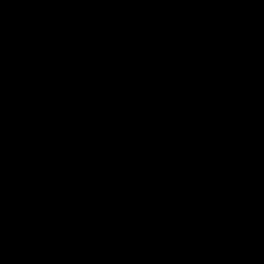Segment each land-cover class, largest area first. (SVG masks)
I'll list each match as a JSON object with an SVG mask.
<instances>
[{
    "label": "trees",
    "instance_id": "1",
    "mask_svg": "<svg viewBox=\"0 0 264 264\" xmlns=\"http://www.w3.org/2000/svg\"><path fill=\"white\" fill-rule=\"evenodd\" d=\"M0 264H264L244 0H0Z\"/></svg>",
    "mask_w": 264,
    "mask_h": 264
},
{
    "label": "rangeland",
    "instance_id": "2",
    "mask_svg": "<svg viewBox=\"0 0 264 264\" xmlns=\"http://www.w3.org/2000/svg\"><path fill=\"white\" fill-rule=\"evenodd\" d=\"M246 3V11H247V15L251 20H257L258 22L261 21L263 23L264 19V9L260 10V5H263L264 0H244ZM75 14H77L76 11H74ZM260 23V22H259ZM261 24V23H260ZM263 28V26H262ZM46 61L48 63V65L52 68L56 67V64L51 61L48 56L46 57Z\"/></svg>",
    "mask_w": 264,
    "mask_h": 264
},
{
    "label": "flooded vegetation",
    "instance_id": "3",
    "mask_svg": "<svg viewBox=\"0 0 264 264\" xmlns=\"http://www.w3.org/2000/svg\"><path fill=\"white\" fill-rule=\"evenodd\" d=\"M260 10H263L264 9V3H263V5H260ZM261 19H264V18H261ZM263 24H264V20H263ZM263 30H264V26H263V28H262Z\"/></svg>",
    "mask_w": 264,
    "mask_h": 264
},
{
    "label": "water",
    "instance_id": "4",
    "mask_svg": "<svg viewBox=\"0 0 264 264\" xmlns=\"http://www.w3.org/2000/svg\"><path fill=\"white\" fill-rule=\"evenodd\" d=\"M259 22L261 23L262 26H264V24L261 21H259Z\"/></svg>",
    "mask_w": 264,
    "mask_h": 264
},
{
    "label": "clouds",
    "instance_id": "5",
    "mask_svg": "<svg viewBox=\"0 0 264 264\" xmlns=\"http://www.w3.org/2000/svg\"><path fill=\"white\" fill-rule=\"evenodd\" d=\"M262 26V25H261Z\"/></svg>",
    "mask_w": 264,
    "mask_h": 264
}]
</instances>
